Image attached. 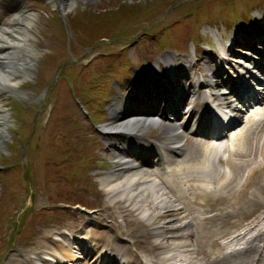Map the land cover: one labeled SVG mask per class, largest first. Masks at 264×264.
Wrapping results in <instances>:
<instances>
[{"label": "rangeland", "instance_id": "1", "mask_svg": "<svg viewBox=\"0 0 264 264\" xmlns=\"http://www.w3.org/2000/svg\"><path fill=\"white\" fill-rule=\"evenodd\" d=\"M57 2L68 8L65 13L49 0L27 1L29 12L36 17L32 29L37 50L33 69L19 79L18 94L5 93L0 100L10 116L8 136L0 147V264H9L18 251L29 259L43 237H56L64 232L65 227L76 223L82 227L91 223L88 222L90 219L99 220L100 215L113 213L101 180L116 170L117 160L108 148L115 140L104 138L100 130L110 123L107 108L116 98L115 94L127 90L136 75L153 71L143 81L156 80L159 83L155 75L157 64L164 63L163 58L170 62L172 57L175 61L169 66L174 70L175 78H180V87L187 83V79L181 80L182 76L177 72L180 68L215 81L221 80L224 74L222 78L212 76L206 70V62L212 68L218 62L221 70L226 68L230 72L231 67H236L237 72L239 64L234 62L245 64L244 59L242 56L225 57L228 62L225 66L226 61L220 60V48L210 31H217L226 44L235 37L239 38L236 29L256 37L254 40H246L247 37L236 40L227 48L237 54H248L251 49L250 53L256 54L253 55L256 61L264 55V35L258 37L264 33V0ZM1 11V15L7 16L1 25L16 13V10ZM191 50H197L199 63L188 67L193 59ZM211 53L214 60L210 58ZM262 61L264 63V56ZM164 65L169 70V66ZM261 68L263 70L264 66ZM160 70L164 84L174 83L163 65ZM135 83L129 94L134 91ZM143 95L148 103L156 104L160 92L145 91ZM122 97L123 93L118 96ZM166 100L172 102L171 98L162 100L164 106L161 110L177 116L171 113ZM143 107L130 108L124 116L131 115L132 109L141 110ZM166 118L163 123L173 122ZM157 126L148 124L139 131L149 136L150 141L168 139L163 127ZM185 146L189 148L186 143ZM131 161L135 163L133 159ZM183 170L187 172L186 167ZM191 186L193 191H189V197L197 201L199 194L197 197L190 195L196 193L193 184ZM166 189L176 198L174 190ZM208 205L216 210L222 207L221 211L231 207L224 198L212 203L208 200ZM191 215L192 220L195 219L191 258L193 264H205L207 258L204 260V256L211 254L213 249L214 234L197 221V212ZM100 219L104 218L101 216ZM97 220L95 223L103 226L97 230L107 235L112 233L114 224H121L116 216L106 222L103 220V223ZM133 256L132 260L137 264L157 263L135 250ZM93 262L92 259L86 264Z\"/></svg>", "mask_w": 264, "mask_h": 264}, {"label": "bare ground", "instance_id": "2", "mask_svg": "<svg viewBox=\"0 0 264 264\" xmlns=\"http://www.w3.org/2000/svg\"><path fill=\"white\" fill-rule=\"evenodd\" d=\"M49 1L63 13L68 9L57 0ZM71 2L75 4V0ZM0 3L3 8L9 7L4 6L7 4L3 1ZM10 3H14L10 5L12 8L18 7L13 17L4 21L5 25L0 22V100L5 93L18 91V81L29 75L37 53L32 34L36 17L29 12L26 0ZM211 34L220 48V60L224 58V61L225 57L235 58V52L228 54L229 49H226L223 37L215 32ZM240 39L244 37L233 38L230 45ZM253 55L250 53L242 56L245 64L237 67L241 78L247 76L251 65L254 67L251 60ZM210 58L215 59L213 53ZM225 61L223 64L226 66L228 62ZM205 65L212 76L222 78L225 69L221 70L218 62L215 68L209 62ZM191 66L192 63L188 67ZM182 69L184 70L180 68L177 71L182 76L181 80L185 76L187 79L182 87L179 84L180 78H175L171 72L168 76L171 75L174 83L164 84L163 79H158L159 83L156 80L147 83L137 80L130 99L116 97L108 108L110 123L101 133L106 138H115L110 147L112 146L113 157L117 160V167L111 175L101 180V184L113 213L100 215L99 220L90 219L88 222L91 223L83 224L82 227L78 223L65 227L64 232L58 233L56 237L45 236L36 247L33 257L25 258L18 251L11 257L9 264H86L92 257L93 264H137L132 260L134 250L149 257L153 263L157 262L156 264H193L191 254L195 219L192 220L191 214L194 212L198 213L197 221L214 234L211 245L213 249L211 254L204 256V260L207 258L205 264H263L264 229L256 226L264 221V96L254 100L256 97L252 93L255 91L244 87V93L239 95L238 102L221 84L224 80H208L189 74L186 68ZM152 73L151 71L148 75ZM263 85L257 89L260 90ZM235 87L236 91L242 88ZM199 88H205L203 100L211 104L214 111L221 113L223 120H227V125L222 130L209 133L213 129L212 125L218 124L217 113H214V122H207L203 127L206 133L202 134L207 135L208 140L197 137V144L190 152L182 147L175 123H163V118H166L164 109L160 114L152 112L140 115L133 112L124 116L130 108L136 109L140 102L146 104L143 95L145 91L160 92L157 100H160V108L164 106L162 100L171 98L172 102L166 100L165 103L170 104L171 111L179 112L182 105L179 106V101L182 102L184 96L194 98ZM244 95L250 97L243 101ZM231 114L243 120V128L231 130L229 137L225 138L227 128L233 124H229ZM148 124L160 125L168 136L166 142L155 143V157L165 158L162 164L164 169L158 173L131 161L135 158L131 153H145L131 139L142 141L141 135L137 134L142 126ZM8 127L10 116L1 103L0 147L7 139ZM115 143H122V147L114 145ZM173 153L175 157L171 156ZM170 159L175 160L169 161ZM184 166L186 173L183 172ZM172 168L176 170V174L172 172ZM192 184L196 193L192 192L190 195L195 197L199 194L197 201L189 197V191H193ZM166 187L176 192V198ZM219 198L227 199L231 207L227 210L223 207L225 210L221 211L222 207L221 210H216L208 205V200L212 203ZM179 201L182 202L178 203ZM101 216L105 222L116 216L121 224H114L110 235L104 234L105 232L97 230V227L103 226L95 223V220L103 223ZM82 232L84 234L81 235ZM212 257L215 259L212 260Z\"/></svg>", "mask_w": 264, "mask_h": 264}]
</instances>
